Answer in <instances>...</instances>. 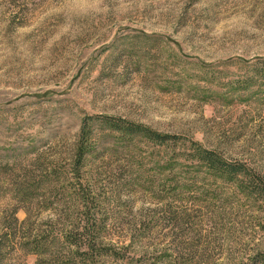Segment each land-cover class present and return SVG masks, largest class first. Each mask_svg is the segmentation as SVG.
<instances>
[{
  "label": "rangeland",
  "instance_id": "obj_1",
  "mask_svg": "<svg viewBox=\"0 0 264 264\" xmlns=\"http://www.w3.org/2000/svg\"><path fill=\"white\" fill-rule=\"evenodd\" d=\"M263 59L264 0H0V264H264Z\"/></svg>",
  "mask_w": 264,
  "mask_h": 264
},
{
  "label": "trees",
  "instance_id": "obj_2",
  "mask_svg": "<svg viewBox=\"0 0 264 264\" xmlns=\"http://www.w3.org/2000/svg\"><path fill=\"white\" fill-rule=\"evenodd\" d=\"M253 70L255 76H259V77L261 76L262 78H264V59L258 62L257 64H255ZM103 122L110 128L121 132L123 135L136 136L137 134H142L147 138H150V140L154 141L155 143H159V144H164L168 142V140L173 138V136L170 134H162L150 129L147 126L133 123L130 121H125V119H114L112 117H104ZM85 134L87 135L84 129L83 137H86ZM195 156L197 157L200 164L209 173L222 179V181H226L229 183L231 182L244 183L245 181L248 183L250 182L251 185L248 184L247 191H249L250 194L257 193L260 196L262 195V191L260 188L262 177H260V175H258L257 173H253L252 171H250V168H248L246 163L230 161L226 159L223 155L219 154L216 150L203 148L201 146L197 147L195 151ZM174 219L176 221H174L172 224H174L175 227L176 224L178 226V219L176 218ZM16 220L18 221V219ZM75 230L78 232L81 238H85V236H88L87 234H85V232H83V227H75ZM68 234L66 235L67 237L76 238V235L72 234L71 232H69ZM73 244L76 247H80L78 244H76V242ZM35 248H36L35 249L36 252L38 251L41 252L39 249L40 248L39 245L35 246ZM76 253L80 255V251L77 250ZM84 254H86V252H84ZM85 260L83 259L84 264L86 262ZM262 260L264 261V253L262 254Z\"/></svg>",
  "mask_w": 264,
  "mask_h": 264
}]
</instances>
